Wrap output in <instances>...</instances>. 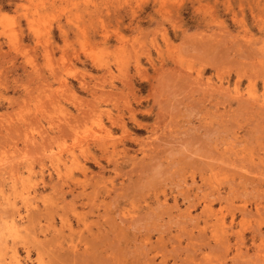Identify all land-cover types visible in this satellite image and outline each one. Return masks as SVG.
Segmentation results:
<instances>
[{
  "label": "rangeland",
  "instance_id": "obj_1",
  "mask_svg": "<svg viewBox=\"0 0 264 264\" xmlns=\"http://www.w3.org/2000/svg\"><path fill=\"white\" fill-rule=\"evenodd\" d=\"M0 264H264V0H0Z\"/></svg>",
  "mask_w": 264,
  "mask_h": 264
},
{
  "label": "bare ground",
  "instance_id": "obj_2",
  "mask_svg": "<svg viewBox=\"0 0 264 264\" xmlns=\"http://www.w3.org/2000/svg\"><path fill=\"white\" fill-rule=\"evenodd\" d=\"M11 228H13V230L15 229V225L13 222L11 223Z\"/></svg>",
  "mask_w": 264,
  "mask_h": 264
}]
</instances>
